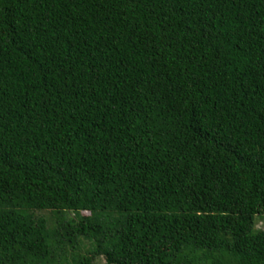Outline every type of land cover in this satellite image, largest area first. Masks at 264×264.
Listing matches in <instances>:
<instances>
[{
	"label": "trees",
	"instance_id": "1",
	"mask_svg": "<svg viewBox=\"0 0 264 264\" xmlns=\"http://www.w3.org/2000/svg\"><path fill=\"white\" fill-rule=\"evenodd\" d=\"M258 216L264 0H0V264H264Z\"/></svg>",
	"mask_w": 264,
	"mask_h": 264
},
{
	"label": "rangeland",
	"instance_id": "2",
	"mask_svg": "<svg viewBox=\"0 0 264 264\" xmlns=\"http://www.w3.org/2000/svg\"><path fill=\"white\" fill-rule=\"evenodd\" d=\"M39 215L41 216H46L48 217L51 222H53V215L50 211H42V212H38ZM84 215H90L91 213L90 212H83ZM256 229L257 230H264V216H258L256 217ZM104 258L103 257H100L98 259V261H103Z\"/></svg>",
	"mask_w": 264,
	"mask_h": 264
}]
</instances>
